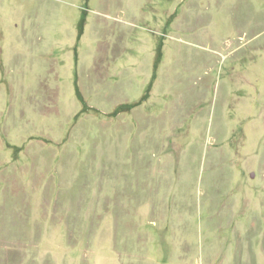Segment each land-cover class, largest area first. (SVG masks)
I'll use <instances>...</instances> for the list:
<instances>
[{
    "label": "rangeland",
    "instance_id": "374dc122",
    "mask_svg": "<svg viewBox=\"0 0 264 264\" xmlns=\"http://www.w3.org/2000/svg\"><path fill=\"white\" fill-rule=\"evenodd\" d=\"M0 264H264V0H0Z\"/></svg>",
    "mask_w": 264,
    "mask_h": 264
}]
</instances>
